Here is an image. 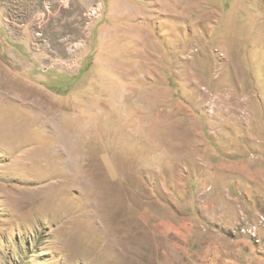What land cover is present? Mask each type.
Wrapping results in <instances>:
<instances>
[{"label": "rangeland", "instance_id": "obj_1", "mask_svg": "<svg viewBox=\"0 0 264 264\" xmlns=\"http://www.w3.org/2000/svg\"><path fill=\"white\" fill-rule=\"evenodd\" d=\"M0 264H264V0L0 1Z\"/></svg>", "mask_w": 264, "mask_h": 264}, {"label": "built area", "instance_id": "obj_2", "mask_svg": "<svg viewBox=\"0 0 264 264\" xmlns=\"http://www.w3.org/2000/svg\"><path fill=\"white\" fill-rule=\"evenodd\" d=\"M56 1L58 2L60 7L67 9V8H70L72 0H56ZM99 16H100V8L99 7H95L93 9L89 10L87 13V18H92L93 21L95 19H97Z\"/></svg>", "mask_w": 264, "mask_h": 264}, {"label": "bare ground", "instance_id": "obj_3", "mask_svg": "<svg viewBox=\"0 0 264 264\" xmlns=\"http://www.w3.org/2000/svg\"><path fill=\"white\" fill-rule=\"evenodd\" d=\"M32 100V99H31ZM52 125V124H51ZM57 139V140H56ZM55 140H56V143H62L63 144V146H65V143H66V140L63 138V137H58V138H56ZM62 158H63V160H64V164L66 165V163H68V162H66L65 160L67 159V156H66V154L64 153V152H62ZM75 161V160H74ZM74 163V162H73ZM76 167V166H75ZM75 172V171H74ZM72 178H74L75 179V175L74 174H71V179Z\"/></svg>", "mask_w": 264, "mask_h": 264}, {"label": "crops", "instance_id": "obj_4", "mask_svg": "<svg viewBox=\"0 0 264 264\" xmlns=\"http://www.w3.org/2000/svg\"><path fill=\"white\" fill-rule=\"evenodd\" d=\"M0 1H5V0H0ZM25 3H29V2H31L30 0H23Z\"/></svg>", "mask_w": 264, "mask_h": 264}]
</instances>
